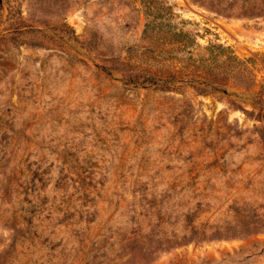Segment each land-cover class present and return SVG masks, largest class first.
Here are the masks:
<instances>
[{
	"label": "rangeland",
	"instance_id": "obj_1",
	"mask_svg": "<svg viewBox=\"0 0 264 264\" xmlns=\"http://www.w3.org/2000/svg\"><path fill=\"white\" fill-rule=\"evenodd\" d=\"M0 264H264V0H0Z\"/></svg>",
	"mask_w": 264,
	"mask_h": 264
},
{
	"label": "trees",
	"instance_id": "obj_2",
	"mask_svg": "<svg viewBox=\"0 0 264 264\" xmlns=\"http://www.w3.org/2000/svg\"><path fill=\"white\" fill-rule=\"evenodd\" d=\"M148 26V25H147Z\"/></svg>",
	"mask_w": 264,
	"mask_h": 264
}]
</instances>
